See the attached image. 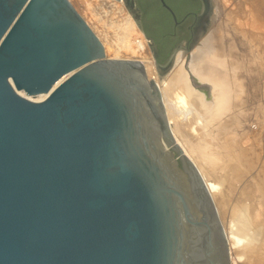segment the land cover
Returning <instances> with one entry per match:
<instances>
[{
	"label": "water",
	"instance_id": "1",
	"mask_svg": "<svg viewBox=\"0 0 264 264\" xmlns=\"http://www.w3.org/2000/svg\"><path fill=\"white\" fill-rule=\"evenodd\" d=\"M200 1L187 51L215 5ZM0 264H231L157 85L107 58L70 0H0Z\"/></svg>",
	"mask_w": 264,
	"mask_h": 264
},
{
	"label": "bare ground",
	"instance_id": "2",
	"mask_svg": "<svg viewBox=\"0 0 264 264\" xmlns=\"http://www.w3.org/2000/svg\"><path fill=\"white\" fill-rule=\"evenodd\" d=\"M109 1L111 3L106 4L107 6L110 7L115 4V0ZM125 1L130 7V0ZM213 3L215 5L212 9L215 10L218 4L217 0H213ZM121 4L123 5L124 2ZM249 4L251 8L258 11L263 5V0H256ZM119 6L115 4V8L118 7L122 12L125 8ZM238 10L242 11L240 6ZM213 12L198 28L197 47L191 54V61L188 66V73H192L197 81H206L212 85L211 101L205 100L206 97L204 98L199 94L191 85L190 76L183 66L185 62L183 51L177 50L179 53L177 52L167 68L158 67L152 59L153 57L148 54L147 43L144 39L149 38L144 36L142 31L140 33L137 28L138 22H134L129 15L125 14L124 17L122 15L121 22H117L118 27H114V33L111 31L113 34L104 30L108 40L107 44L110 45L109 48L107 44L101 43L105 48L107 58L122 59L121 56H123L125 59H131V57H139L144 64V72L146 70L147 82L150 83L151 79L155 80L161 91L163 106L166 108L167 118L169 116L175 135L186 142L183 144H185L188 157L193 156L194 160L203 165L219 166L220 164L217 162L222 158L224 162L228 155V147L236 144V138L232 136L231 126L240 121L241 112L247 106V94L252 90L251 87L255 86L252 82L255 71L258 65L263 62L257 55L255 38L249 31L240 30L235 25L237 18L234 15L228 16L226 14L224 17L226 23L222 17L223 24H221L216 22L215 16L217 14L215 15V11ZM236 23L238 22L236 21ZM238 24L242 25V23ZM123 50L132 54L130 56L122 55ZM134 53L141 56H137V54L132 56ZM256 64L258 65L256 66ZM66 77L62 78L58 84ZM46 97L47 94L33 96L34 101H40ZM195 166L198 167L196 164ZM197 169L202 178L205 179L202 169L199 167ZM204 181L211 196L215 199L217 189L215 184L206 179ZM259 212L257 213V220L261 221L264 218V207L260 208ZM226 234L232 248L233 238L227 232Z\"/></svg>",
	"mask_w": 264,
	"mask_h": 264
},
{
	"label": "rangeland",
	"instance_id": "3",
	"mask_svg": "<svg viewBox=\"0 0 264 264\" xmlns=\"http://www.w3.org/2000/svg\"><path fill=\"white\" fill-rule=\"evenodd\" d=\"M70 1L91 29L95 32L100 41L105 44H107L108 40L105 36L106 33L104 30L111 32L114 30V27L117 28V25H119L117 22H121L120 19L122 20V15L123 17L129 15L134 22L137 23V18L135 17L136 15L133 10L134 5L129 7L125 0H115L114 2L117 6L120 5L119 7L123 6L125 8L122 12L118 7L115 8V4L110 7L107 6L106 4L111 3L109 0V2H106L107 0ZM119 1L122 3L124 2V4L122 5ZM255 1L256 0H217L218 4L216 9H211V12L215 11V15L217 14L215 16L217 23L219 22L223 24V18L226 14L228 16L234 15L235 18H237L235 20L238 23H242L241 25L235 21V25L239 27L240 30L249 31V33L253 35L255 38L254 40L257 55L263 62L259 65L256 64V66L258 65V72L256 69V73L253 78L254 80L252 81L255 86L251 87L252 90H250V93L247 94V106L245 110L241 112L240 121L231 126V131L233 132L232 136L236 138V144L228 147V155L224 162L222 158L217 162L220 164L219 166L209 164L203 165L194 160L193 156L188 157L186 154L185 144H183L186 142L184 139L182 140L175 135L169 116L167 118L168 114H166L167 111L164 106L165 116L168 125L170 124V130L172 129L171 134L176 143L180 146L184 154L191 160V162L193 164L195 163L202 169L205 179L215 184L217 188L215 193L216 197L213 199L214 204L225 232L233 238V247H230L231 264H264V218L261 221L257 220V213L260 208L264 207V0L263 5L260 6L261 9L258 11L251 8V5L249 4L250 2ZM239 6L242 9L241 12L238 10ZM185 11V9H181L180 11L182 18L187 15V12ZM191 22V19L185 22L184 28ZM224 23H226V19L224 20ZM137 28L141 33L142 30L139 26ZM180 31L181 30L176 32V29L174 28L173 35L168 46H173L171 54L173 53L174 56L178 51H183L182 53L185 54V62L183 66L185 71L188 73L191 54L196 49L197 44L195 43V45L187 51L186 48L182 46L184 45L185 38L187 36L182 32L180 33ZM142 33L146 36L145 32L142 31ZM144 40H146L145 42L147 43L148 54L150 57H153L152 59L155 62L152 42L147 38ZM148 41H150V43ZM109 46L110 45L107 44L108 48ZM135 49L137 50V47ZM124 51L126 50H123L121 53L122 55L130 56L132 54L128 51ZM136 54L134 53L132 56H136ZM138 55L139 54H137V56ZM121 58L122 59L120 60L136 61L137 59L140 63L142 62L139 57L125 59V57L121 56ZM141 64L144 67L143 62ZM189 76V81L193 88L204 98L206 97L205 100L208 99V101H211L213 89L212 85L206 81H197L192 73L189 74ZM154 82L157 85L155 80ZM158 90L160 92L161 102L164 105L161 91L159 88ZM20 93L31 100H35L33 96H27L23 92ZM160 140L164 150L170 152L169 147L163 142V139Z\"/></svg>",
	"mask_w": 264,
	"mask_h": 264
},
{
	"label": "trees",
	"instance_id": "4",
	"mask_svg": "<svg viewBox=\"0 0 264 264\" xmlns=\"http://www.w3.org/2000/svg\"><path fill=\"white\" fill-rule=\"evenodd\" d=\"M181 20V9H185L190 18L201 11L199 0H165ZM144 11V32L158 48L157 62L165 63L171 55L173 46H168L173 35L175 23L170 13L165 10L159 0H138ZM173 45V44H172ZM175 45V44H174Z\"/></svg>",
	"mask_w": 264,
	"mask_h": 264
},
{
	"label": "flooded vegetation",
	"instance_id": "5",
	"mask_svg": "<svg viewBox=\"0 0 264 264\" xmlns=\"http://www.w3.org/2000/svg\"><path fill=\"white\" fill-rule=\"evenodd\" d=\"M200 1V0H199ZM131 4H133V1L130 0L129 1ZM201 3V9H202V2L200 1ZM136 6H137V9H138V14L140 16V21H141V24H142V27L144 29V22H143V17H144V11L143 9L140 7L139 3H138V0H136ZM196 17V16H195ZM195 17L193 18H190L189 17V14H187L186 16H184L181 20H178L179 23L178 24H175V29H176V32H178L179 30L180 33L182 32L183 34H185L187 37L185 38V43L186 42H189L192 38V29L194 27V21H195ZM191 19V23L188 24L187 26H185L184 28V23L187 22L188 20ZM183 28V29H182ZM157 54H158V48H157Z\"/></svg>",
	"mask_w": 264,
	"mask_h": 264
},
{
	"label": "built area",
	"instance_id": "6",
	"mask_svg": "<svg viewBox=\"0 0 264 264\" xmlns=\"http://www.w3.org/2000/svg\"><path fill=\"white\" fill-rule=\"evenodd\" d=\"M151 41V40H150ZM150 41H148L150 43Z\"/></svg>",
	"mask_w": 264,
	"mask_h": 264
}]
</instances>
